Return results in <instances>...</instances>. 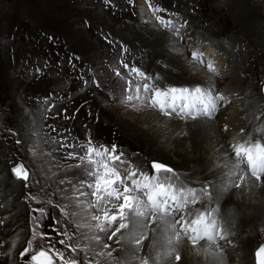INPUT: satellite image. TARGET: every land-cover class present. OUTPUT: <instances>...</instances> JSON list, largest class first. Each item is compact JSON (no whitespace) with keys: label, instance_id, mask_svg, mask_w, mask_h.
I'll return each mask as SVG.
<instances>
[{"label":"rangeland","instance_id":"374dc122","mask_svg":"<svg viewBox=\"0 0 264 264\" xmlns=\"http://www.w3.org/2000/svg\"><path fill=\"white\" fill-rule=\"evenodd\" d=\"M144 1L147 7L142 0H0L1 158L8 163V166H12L9 163L24 160L30 169L33 188L43 197L51 196L57 201H62L70 209L84 210L85 205L82 206L78 200H74L71 191L74 184L92 183L93 178L88 175L89 165L86 167L87 173L81 174L86 162L68 155L75 150L61 146L71 144L76 135V131H71L62 124V118L67 119V115H70L74 130H79L81 138L80 132L90 133L84 137V141L102 140L108 142V148L116 145L118 152L125 153L124 160L130 162L127 164L129 169L139 170L132 163L137 158L140 159L138 166L143 169L145 165L147 167L148 160L154 157L144 146L146 140L136 131L141 130L138 122L142 113L140 110L143 112L149 110L159 116L161 114L155 109L145 108L142 105L141 100H147L150 96V93H145L143 90L139 93L141 100L127 101V95H137L135 85L148 83L168 89L169 83L176 80L179 82L174 84H184L177 88H186L185 76L183 78L179 70L180 61L193 65V52L199 53L202 59H205V53L201 54L198 43L199 45L202 43L203 50L210 48L212 53H216L220 50L234 51L236 41L238 45L243 44V48L247 50L249 39L255 41L250 35L251 32L247 30L248 26H243V23L236 20L233 13L230 15L229 4L224 5L222 0ZM138 4H141L142 10ZM169 21L172 22V26L166 27L165 22ZM222 27H225L224 30ZM153 39L157 41L153 42ZM194 41L197 43L196 46L193 44ZM164 49L170 50L165 52ZM249 60L255 64V70L250 72V78L256 79L252 83H256L253 85L259 90L264 82L261 65L263 62L253 53ZM203 61L207 63L208 59ZM207 64L203 63L196 67L204 68L209 75H213L207 71ZM133 68L145 73L148 79L145 80L132 72ZM170 80L172 81L168 82ZM129 82L132 90L125 91ZM229 83L223 81L219 86L229 88L231 85ZM206 84L208 87L209 83ZM204 86V83L202 85L200 83L199 87L202 89ZM63 88L68 91L67 101H70L71 106L62 118L57 117L51 121L44 110L40 112L36 99L39 96L48 97L50 92ZM208 88L212 89L210 86ZM221 88L217 87L214 94L224 92ZM200 95L194 92L191 96L185 94L184 100L178 98L176 104L192 105L195 111L196 108L202 107L198 99ZM203 101L208 103L210 99L205 95ZM223 113H219L216 120L217 115L214 114L210 118L214 121L211 122L217 126L221 121L228 119L227 115L221 116ZM70 121V119L66 121L68 126ZM179 128L180 132L183 131L179 136L184 137L188 127L182 124ZM81 143H74L77 145L76 149L81 152L76 151L79 155H83V149L79 147ZM57 155L62 158L64 165H58ZM156 158L164 160L161 154ZM69 161L79 165L74 177L69 173L74 172L73 169H69L68 173L65 171L69 168L65 165ZM170 164L175 166V162ZM64 174H69L70 178ZM72 178H74L73 183ZM21 187L23 190L22 195L20 194L21 204L26 207L29 201L33 206L34 202L25 192L23 183ZM85 196L89 206L95 198L88 191L85 192ZM63 207V204H59L60 210L64 209ZM29 210L27 206L26 215H29ZM51 211L56 212L53 209ZM52 212L44 226L42 223L34 224L32 220V234L30 233L26 244L32 239L34 228L37 236L40 233L53 236V242L61 238L68 240L71 230H66L68 233L66 236H58L56 229L62 232L65 229L60 223L55 222L59 220L52 215ZM35 216L36 214H33V217ZM81 220L78 219L76 223ZM26 229H28L27 225ZM262 240L264 241V233L255 240L254 244L257 245ZM26 244L20 250L27 247ZM145 244L146 242H141L140 245L144 248ZM56 246L61 249L64 247L59 244ZM131 249L134 250L132 247ZM117 251L116 249L114 252H109L117 253ZM135 251L128 252L129 256H124L128 261L125 262L122 258L120 264L124 262L135 264L136 261L131 259L135 258L134 254L137 256L138 252ZM17 253L19 254V251ZM17 253L15 257L18 256ZM73 255L79 258L76 253ZM107 255L108 251L106 255H102V258L107 259ZM23 259L21 262L25 264ZM168 263L174 264L170 258Z\"/></svg>","mask_w":264,"mask_h":264},{"label":"bare ground","instance_id":"6f19581e","mask_svg":"<svg viewBox=\"0 0 264 264\" xmlns=\"http://www.w3.org/2000/svg\"><path fill=\"white\" fill-rule=\"evenodd\" d=\"M222 1H224V5L226 3L229 4L228 8L231 9L229 10L230 15L233 13L237 18L236 20L243 23V26H248L247 30L251 32L250 35L255 38V41L249 39V48L247 50L243 48V44L242 46L238 45L236 41L237 44L235 42L234 51L220 50L216 53H212V51L209 50L210 48H205V50H203L201 48L202 43H200L201 45L198 43L201 52H203V54L205 53V57L208 61L215 66L219 73L218 75H209L204 68L190 65L187 62L185 63L182 59V61H180L181 66L179 70L183 78L185 76L184 80L186 87L194 89L199 87L200 83L201 85L204 83L203 92L209 91V86L211 88L214 86V89L217 87L221 88L219 85L223 81H229V84H231L229 88H226V86L225 88H221L224 89V92L214 94L216 96L223 95L224 100L212 101L217 104L215 112L217 116L215 120L218 118L219 113L222 112L224 113L221 114V116L223 115L224 117L227 115L226 117H228V119H223L224 121H221L216 126V124H213L214 122H211L214 120L207 117H199L195 127L186 128L188 131L184 137L177 135V133L183 132H180L179 126L182 124L185 126V123L180 120H175L174 118L169 119L164 116L161 117L162 114L159 116L158 114L149 112V110L145 112L140 110V112H142L139 118L140 120L138 121L137 119V121L140 122V124H138L141 130L137 129L136 131L139 132L141 138L146 140L144 146L154 157L148 161H160L168 167H171L177 177L173 181L176 187L184 185L186 188L195 187L199 190L206 185L208 191L212 194L210 201H207V198L205 199L207 202V211L211 216L217 218L218 227L215 231L217 237L216 243L207 241L193 247L189 242L182 240L179 243L173 242L170 244L169 240L172 239V229L163 225L158 226L160 223L155 226V236L152 237L149 235L147 237L145 245H147L148 250L153 253L157 250L156 255L159 257L162 256L159 249L162 250V252H169L173 249L181 251L180 255L182 256V262L174 261V264H255L254 252L259 243L255 245L254 242L264 233L260 231V229L264 227V181L256 185L246 182L241 189H236L232 187L234 183H237L235 177H229L235 168V146H239L245 142H251L253 138L264 143V139H261L264 138V97L261 95L262 85L258 90V88L254 86L256 83H252V81L256 79L253 78V80H251L250 72L255 70V64L249 60L252 53L255 54L257 58H261L263 62V64H261L263 67L262 71H264V0ZM187 28L189 29V26H187ZM149 34L151 37H154L155 32L154 35L151 33ZM155 41L153 39V42ZM193 44L196 46V41H194ZM169 50L170 49H164L165 52H169ZM154 54L156 55V53ZM252 60L253 62L255 61L254 59ZM168 72L170 73L169 69ZM171 81L172 80L168 82ZM157 82L163 83L160 80H157ZM175 82L176 80L169 83V88L184 85H176L174 84ZM206 82L209 83L208 87ZM177 95L180 94L177 93ZM225 111L227 112L225 113ZM167 119L171 120V122L168 123L167 121L169 120ZM228 127L232 128L227 132L226 129ZM1 153L2 151L0 150V154ZM159 154L164 157V160L156 158ZM139 161L140 159L137 158L132 163L134 166H138ZM172 162H175V166L170 164ZM144 167H146V165ZM21 184V181L13 177L10 166L2 160L0 155V263L3 264L18 263V257H15V255L18 251L20 252L23 250H20V248L23 245L25 246L27 239H29L31 229L33 228L32 220L28 217L29 215H26L27 206L24 207L20 202V194L23 192ZM220 186L226 189H220ZM230 187L232 188L230 189ZM185 194L188 196L187 192H185ZM201 196L202 194L198 192L197 199L199 200ZM218 202L221 206V211L219 213L215 211ZM189 206H191L190 198ZM211 216L209 218H211ZM26 225L28 229H26ZM224 226H227L229 230L222 234ZM220 235L228 237L231 243H225L219 240L218 237ZM129 247L131 248V246ZM129 247L124 252L121 249H117V253H112V255L124 253V256L127 257L130 253V250H128ZM109 257L110 256L107 255V259ZM136 257L131 258L136 261L135 264L140 256ZM122 258L123 261H127L124 257Z\"/></svg>","mask_w":264,"mask_h":264},{"label":"snow or ice","instance_id":"6c2138e0","mask_svg":"<svg viewBox=\"0 0 264 264\" xmlns=\"http://www.w3.org/2000/svg\"><path fill=\"white\" fill-rule=\"evenodd\" d=\"M165 23L166 27L172 26L170 21ZM172 30L175 31V28L172 27ZM192 61L194 66L204 63L201 55L197 52L192 53ZM207 71L215 75L219 74L213 64H207ZM132 72L145 80L148 79L145 73L139 69L133 68ZM117 75L120 74L117 73ZM131 90L132 85L129 82L125 91ZM141 90L150 93L147 100H141L139 95ZM214 91V86L211 90L203 92L201 87L162 89L144 83L135 85L137 95H127V101L141 100L145 108L155 109L169 119L181 120L187 127H195L199 117L212 118L214 116L217 104L212 101L224 100L223 95L216 96ZM193 92L201 94L198 99H200L202 107L196 108L194 111L192 105L181 103L178 106L176 104L178 98L183 101L185 94L191 96ZM177 93L181 95L177 97ZM205 95L210 98L208 103L203 101ZM177 135L179 136L181 133H177ZM61 146L77 148L76 144H62ZM79 147L83 149V155H79L76 151L69 152L68 155L89 165L88 175L93 178V182L88 184V188L92 189L91 195L96 198V204L104 209L105 224L111 229L107 235L109 240L117 233H121V230L129 229V223H131L132 229L121 233V239L125 240L129 246L133 243L140 245L142 240L147 239L144 231L149 222L157 223V215H160V225L158 226L163 225L172 229L170 244L183 240L195 247L202 242L217 240L215 235L218 227L217 218L211 216L207 211L205 198L210 201L212 194L206 185L199 190L195 187L186 188L184 185L176 187L173 183L177 178L174 170L164 163L156 161L151 163L150 170L147 172L140 166H137L139 170L129 169L127 164L130 162L124 160V154L118 152L116 145L108 148L103 145H94L92 140L88 139L82 142ZM234 155V167L238 170L234 171L233 175L239 183H234L233 188H242L246 182L256 185L264 181V143L253 138L251 142L235 146ZM11 172L18 181L23 183V187L29 186L30 173L24 165L14 166ZM185 192L188 193V196L184 195ZM198 192L202 194L199 200L197 199ZM189 198L191 206H189ZM31 211L39 212L42 216L46 215V210L43 207L31 209ZM60 211L63 213L64 209ZM215 211L217 213L221 211L219 202ZM177 214H179V219L176 218ZM170 216L172 219H168ZM210 216L211 218H209ZM91 219L100 221L101 217L93 215ZM55 222L59 223V221ZM178 224L181 225L179 230L176 228ZM36 227L38 228L39 225ZM100 230L107 231L103 226H100ZM56 231L58 236L68 235L66 231ZM218 239L225 243H231L224 235H220ZM57 244L64 246L63 249L58 248ZM104 247L108 248L109 245L104 244ZM129 250L134 253L130 247ZM78 252L79 247L74 244L72 236H69L68 240L61 238L53 242L52 237L45 233H40L37 236L36 228H34L32 239L27 242V247H24L19 255L25 259V264H83L73 255ZM108 255L112 256V252H109ZM255 257L256 264H264V245L256 250ZM174 259L177 262H182V256L179 253L174 256ZM143 264H148V260L145 259Z\"/></svg>","mask_w":264,"mask_h":264}]
</instances>
